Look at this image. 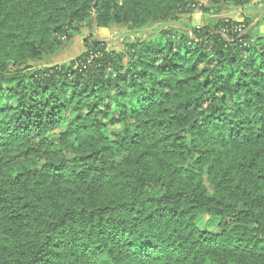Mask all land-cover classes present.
Returning <instances> with one entry per match:
<instances>
[{"label": "trees", "instance_id": "obj_1", "mask_svg": "<svg viewBox=\"0 0 264 264\" xmlns=\"http://www.w3.org/2000/svg\"><path fill=\"white\" fill-rule=\"evenodd\" d=\"M206 3L264 1L0 0V264H264V16ZM95 23L166 27L38 66Z\"/></svg>", "mask_w": 264, "mask_h": 264}, {"label": "rangeland", "instance_id": "obj_2", "mask_svg": "<svg viewBox=\"0 0 264 264\" xmlns=\"http://www.w3.org/2000/svg\"><path fill=\"white\" fill-rule=\"evenodd\" d=\"M251 6L252 8H250ZM251 6L238 9L234 5L215 7L206 3L202 8L199 7L192 13L179 15L174 26L189 31L193 28L214 24L220 19L242 22L247 17L258 23L264 16V4L261 3L260 5L262 9L255 8V4ZM165 27L164 25L156 24L142 30H132L126 26H112L110 28L93 27L92 29L83 26L62 51L45 57L38 66L44 68L69 64L84 52V41L86 38L108 42L113 49L118 51L122 49V43L125 40L147 37L150 33L164 30Z\"/></svg>", "mask_w": 264, "mask_h": 264}, {"label": "water", "instance_id": "obj_3", "mask_svg": "<svg viewBox=\"0 0 264 264\" xmlns=\"http://www.w3.org/2000/svg\"><path fill=\"white\" fill-rule=\"evenodd\" d=\"M94 28H96V23L94 24Z\"/></svg>", "mask_w": 264, "mask_h": 264}, {"label": "built area", "instance_id": "obj_4", "mask_svg": "<svg viewBox=\"0 0 264 264\" xmlns=\"http://www.w3.org/2000/svg\"><path fill=\"white\" fill-rule=\"evenodd\" d=\"M258 1V0H257ZM264 1V0H263Z\"/></svg>", "mask_w": 264, "mask_h": 264}]
</instances>
